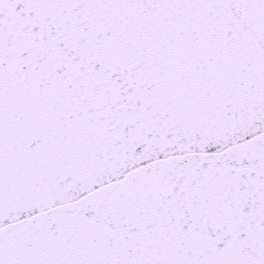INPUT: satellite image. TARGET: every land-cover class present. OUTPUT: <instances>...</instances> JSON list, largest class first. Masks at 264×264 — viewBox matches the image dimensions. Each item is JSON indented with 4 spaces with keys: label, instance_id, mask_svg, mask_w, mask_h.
<instances>
[{
    "label": "snow or ice",
    "instance_id": "obj_1",
    "mask_svg": "<svg viewBox=\"0 0 264 264\" xmlns=\"http://www.w3.org/2000/svg\"><path fill=\"white\" fill-rule=\"evenodd\" d=\"M0 264H264V0H0Z\"/></svg>",
    "mask_w": 264,
    "mask_h": 264
}]
</instances>
